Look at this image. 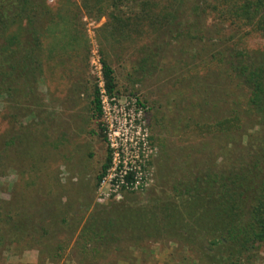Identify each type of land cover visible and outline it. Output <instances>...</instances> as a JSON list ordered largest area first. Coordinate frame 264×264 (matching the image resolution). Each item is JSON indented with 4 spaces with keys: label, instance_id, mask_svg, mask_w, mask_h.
<instances>
[{
    "label": "rangeland",
    "instance_id": "obj_1",
    "mask_svg": "<svg viewBox=\"0 0 264 264\" xmlns=\"http://www.w3.org/2000/svg\"><path fill=\"white\" fill-rule=\"evenodd\" d=\"M37 1L44 10L54 12L61 0ZM74 1L80 10L77 28L83 34V45L76 46L72 59L54 65L55 60L42 53L37 97L16 102L0 95V264H79L77 238L93 215L144 207L149 219L151 199L164 192L169 195L160 185L161 177L173 170L184 172L188 164L216 151L208 149L219 140L214 134L192 141L180 138L188 124L186 105L192 101L197 102L195 119L218 118L237 104L251 124L248 134L259 129H252L256 118L243 110L247 87L230 84L229 76L208 67L191 71V76H199L188 79L187 69L193 65L186 64L201 62L212 53L217 42V33L210 32L216 28L215 20H203L197 39L172 40L165 46L164 57L152 63L137 45L106 40L110 26H104L114 10L112 0H103L106 13L100 17L90 15L87 7L96 10L97 0ZM193 5L190 0L183 9L189 21L196 18ZM117 6L120 14L134 15L141 10L142 0H118ZM50 16H40L42 30ZM28 24L24 19L23 25L27 28ZM225 32L232 40L234 28L225 25ZM233 36L236 46L246 52L264 51V35H249L245 40ZM100 50L116 70L120 91L117 99H106L104 120L110 123L117 151L145 155L139 187L115 185V169L97 180L108 146L89 104L91 86L103 84ZM135 97L145 102V109L135 104ZM181 221L189 222L187 218ZM157 222L162 225L159 217ZM184 225L178 233L120 241L119 249H112L98 264H193L182 260L191 252L181 238L188 234ZM63 242L62 256L51 260L55 245ZM256 264H264V244Z\"/></svg>",
    "mask_w": 264,
    "mask_h": 264
},
{
    "label": "trees",
    "instance_id": "obj_2",
    "mask_svg": "<svg viewBox=\"0 0 264 264\" xmlns=\"http://www.w3.org/2000/svg\"><path fill=\"white\" fill-rule=\"evenodd\" d=\"M117 1L112 0L114 10L104 26H110L106 40L111 44L112 40L135 44L145 54L144 59L152 63L164 57L165 46L172 40L197 39L203 31V20H215L216 28L210 31L217 33L212 53L201 62L186 64L193 65L187 69L188 79L199 76H191V71L208 67L229 76L230 84L247 87L249 94L243 110L256 118L252 129H259L248 134L251 124L243 118L237 104L213 119H195L197 102L186 105L188 124L180 138L192 141L200 135L214 134L219 140L208 149L216 151L188 164L184 172L173 170L161 177L160 185L167 188L169 195L164 192L162 197L151 199L153 213L149 219V210L144 207L103 210L102 215H93L77 238L79 264H98L112 249H119L117 244L125 239L135 241L178 233L184 225L183 218L189 220L184 225L188 234L181 238L192 254L182 260L193 264H256L264 244V51L251 53L240 49L233 35L244 40L249 35H264V0H192L196 18L191 21L183 15L190 0H142L141 10L128 16L116 11ZM102 2L97 0L96 10L88 5L89 14H105ZM79 12L74 0H61L54 12L44 10L37 0H0L1 96L16 102L37 97L36 83L43 72L42 53L59 65L72 59L76 46L83 45V34L77 28ZM45 14L52 16L42 30L39 19ZM26 18L27 28L23 25ZM225 25L234 28L232 40L227 39ZM100 53L103 84L96 82L91 86L89 104L100 136L108 146L97 180H103L119 160V175L126 182L123 187H134L144 154L139 151L127 156V150L119 152L112 144V129L104 120L105 101L119 97V82L106 52ZM134 99L136 105L145 109L144 101ZM246 134L248 142L244 145ZM158 217L162 225L157 222ZM65 248L64 242L55 245L50 259L58 261Z\"/></svg>",
    "mask_w": 264,
    "mask_h": 264
},
{
    "label": "built area",
    "instance_id": "obj_3",
    "mask_svg": "<svg viewBox=\"0 0 264 264\" xmlns=\"http://www.w3.org/2000/svg\"><path fill=\"white\" fill-rule=\"evenodd\" d=\"M137 152H139V151H137ZM145 156V155H144ZM135 163V161L133 162V164ZM119 163H116V165H115V167L114 168H112V169H115L116 170V172H115V176H114V180H115V185H117V186H120V187H122L123 188V184H126V182H125V180L123 179V177H122V175H119V173L121 172V171H119V169L117 168V165H118ZM124 168H125V166H124ZM112 169H110L109 171H108V173L110 172V171H112ZM107 173V174H108ZM141 167H139V172H138V174H137V181H136V185L134 186V187H139V185H142V182H141V180H142V178H141ZM107 174H106V176H107ZM106 176L104 177V179L106 178ZM126 187H129V186H126ZM131 188H133V187H131Z\"/></svg>",
    "mask_w": 264,
    "mask_h": 264
}]
</instances>
